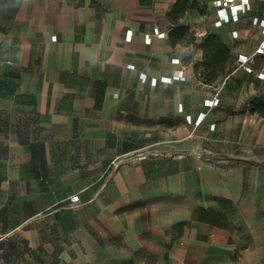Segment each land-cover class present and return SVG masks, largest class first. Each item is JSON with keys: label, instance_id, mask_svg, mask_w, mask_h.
<instances>
[{"label": "crops", "instance_id": "1", "mask_svg": "<svg viewBox=\"0 0 264 264\" xmlns=\"http://www.w3.org/2000/svg\"><path fill=\"white\" fill-rule=\"evenodd\" d=\"M175 2L0 0V264H264V0Z\"/></svg>", "mask_w": 264, "mask_h": 264}, {"label": "trees", "instance_id": "2", "mask_svg": "<svg viewBox=\"0 0 264 264\" xmlns=\"http://www.w3.org/2000/svg\"><path fill=\"white\" fill-rule=\"evenodd\" d=\"M188 5L189 0H176L171 13L179 16ZM198 46L203 48L204 55H208L207 65H214L216 61H218L219 58L228 50L226 44L221 41L219 36L210 31L206 33L202 42ZM211 78L212 76H205L206 80H210ZM250 110L264 116V93L251 100Z\"/></svg>", "mask_w": 264, "mask_h": 264}, {"label": "built area", "instance_id": "3", "mask_svg": "<svg viewBox=\"0 0 264 264\" xmlns=\"http://www.w3.org/2000/svg\"><path fill=\"white\" fill-rule=\"evenodd\" d=\"M217 5L222 6L221 9H219V19L217 20V24H221L223 20H229V16L226 12H224L223 10L225 9V7H230L232 9V16L237 18V13L239 10H246L247 8H249V0H217ZM262 26H263V32H264V21L262 22ZM128 36L130 34H127ZM264 44V43H263ZM258 51L263 52L264 51V45L260 46L258 48ZM217 98L214 100V102H217ZM138 159H142L146 157L145 153L142 154H138L136 156ZM79 199L78 194H73L70 196V200L71 201H76Z\"/></svg>", "mask_w": 264, "mask_h": 264}]
</instances>
